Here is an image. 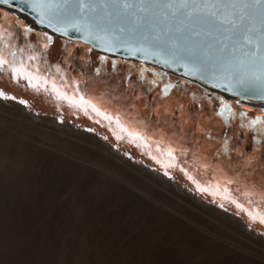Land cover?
Returning <instances> with one entry per match:
<instances>
[{"label": "rangeland", "instance_id": "374dc122", "mask_svg": "<svg viewBox=\"0 0 264 264\" xmlns=\"http://www.w3.org/2000/svg\"><path fill=\"white\" fill-rule=\"evenodd\" d=\"M0 57L9 62L0 68V92L15 98H0V264H264V223H250L257 212L217 194L219 181L243 182L245 174H214L210 183L177 145L161 147L164 135L180 148L179 138L209 136L205 116L219 130L221 112L236 105L260 121L256 157L243 156L244 166L259 170L264 109L212 94L222 99L214 106L196 83L98 54L2 8ZM21 64L38 88L13 77L9 69ZM150 72L197 86L203 98L173 88L162 99L165 84ZM146 85L161 101L139 122L150 130L141 137L131 114ZM155 124L160 129L151 130ZM207 141L190 146L201 152ZM204 158L199 153L196 162ZM209 191L217 201L203 195Z\"/></svg>", "mask_w": 264, "mask_h": 264}, {"label": "water", "instance_id": "95a60500", "mask_svg": "<svg viewBox=\"0 0 264 264\" xmlns=\"http://www.w3.org/2000/svg\"><path fill=\"white\" fill-rule=\"evenodd\" d=\"M0 8L263 111L264 0H0Z\"/></svg>", "mask_w": 264, "mask_h": 264}, {"label": "trees", "instance_id": "16d2710c", "mask_svg": "<svg viewBox=\"0 0 264 264\" xmlns=\"http://www.w3.org/2000/svg\"><path fill=\"white\" fill-rule=\"evenodd\" d=\"M132 65L136 68L141 67L139 64ZM150 74L152 78L158 79L161 83L165 84L163 96L162 93H159L162 99L166 98V94L169 93L168 90H172L173 88L183 89L184 95L193 94L195 97H199V99L203 98V95L199 93L201 89L197 86H193L190 83L184 81H181L178 85L174 83V86L173 83L170 84V79L166 74L163 75L159 72L156 74L150 72ZM146 87V93L143 100L141 101V104H138V106H136V110L134 109L133 114H131L134 123L138 125V134L136 132L134 134L141 137L147 136L146 134H148L147 132L150 130H146L144 124L143 127L140 126L139 122L143 123L144 116L148 115L152 104L155 105V102L159 103V101H161V98L158 101H155V96L152 95L153 90L151 85H146ZM210 99L211 100L209 101L212 105L222 106V99H217L215 96H212ZM196 100L198 101V99ZM258 112L260 113V111ZM240 114L241 109H239L236 105L231 106L229 112L227 113L221 112L220 119L218 120L219 130H217L216 128L217 124H210L211 119L208 118L210 116L206 115L202 131L209 133V136L204 138H193V136H191L190 142H188L187 140L183 141L181 138H179L183 145L181 146L182 148H180L179 144H175V142H177L175 137L172 138L173 140L170 142L165 138L164 135V138H161V142H163L164 145L161 144V147L163 148V150L171 148L173 150H176L174 146L177 145L180 151H182V155H188V158L194 164V166L192 165V167L198 173H200L201 175H209V179L207 180V182L210 183L216 180L213 176L214 174H218L220 178L237 175L240 172L245 174L247 178L245 175L242 178L244 183L240 180H234L231 182H227V180L219 181L217 187L219 190L217 194L220 193L221 190L226 193V196L224 197L225 199H222L221 201L228 206H234L235 203H239L240 205H243L245 207L246 211L244 212H257L258 217H255L253 221H250L251 224L256 225V220H260V217H264V164H259V170L243 165V156L245 157V154H252L253 156H255L254 153L258 145L257 141H255L257 139H255L257 128H255L254 125H250L248 119L245 118V116H241ZM252 115L254 118H258L259 116H261L259 114ZM147 122H150V117H148ZM152 129L160 128L156 127L155 124L154 127H151V130ZM226 133H233V137L231 140L227 139L225 144L223 141L225 140L224 135ZM205 139H208L207 142L211 147H205L201 152H197L196 149L194 150V148H197L198 145H201ZM192 142L196 145L195 147L190 146ZM168 152L167 154H170ZM199 153H201L205 157L204 159H202V161L200 160L201 164L196 162V158ZM257 172L261 175H257ZM241 183L243 184L241 185ZM243 187H248L251 191L249 190L248 192H243L241 189ZM203 195L208 198L212 197L215 201H217L218 199V196H213L212 191H209L208 194ZM232 201H234L235 203ZM236 210L239 214H242L246 220H248V213L246 214L238 209Z\"/></svg>", "mask_w": 264, "mask_h": 264}, {"label": "snow or ice", "instance_id": "6c2138e0", "mask_svg": "<svg viewBox=\"0 0 264 264\" xmlns=\"http://www.w3.org/2000/svg\"><path fill=\"white\" fill-rule=\"evenodd\" d=\"M46 39H47V41L49 43L51 42V37H46ZM48 46H49V44L46 43L45 44V48H47ZM29 59H34V57H29ZM7 63H9L7 60H5L3 57H0V68H3V66L5 64H7ZM9 71L13 74V77L14 78H17V79H21L22 78V79L27 80L29 87H32V88H38L39 87L38 84H36V83L33 82L34 80H37L39 78L38 77H34L29 72H26L24 70L23 64H21L19 67H12V68L9 69ZM59 71H60V69H59V67H57V72H59ZM213 86L214 87H217V86H220V85H213ZM53 90L56 91L55 85H53ZM0 98H4V99H15L14 97H7L3 92H0ZM19 103H22L23 104L25 102L24 101H19ZM225 107H227V105ZM233 115H235V114H233ZM240 115L241 116H244V113H241ZM259 122H260L259 120H251V121H249V124L250 125H255V124L259 123ZM260 131L261 132H264V129H261ZM238 207H239V205H238ZM260 222L261 223H264V217H260Z\"/></svg>", "mask_w": 264, "mask_h": 264}, {"label": "bare ground", "instance_id": "6f19581e", "mask_svg": "<svg viewBox=\"0 0 264 264\" xmlns=\"http://www.w3.org/2000/svg\"><path fill=\"white\" fill-rule=\"evenodd\" d=\"M21 17L24 18V20H26L28 24L32 25V23L27 19V17H25V16H21ZM32 26H33V25H32ZM261 107L264 109V105L261 106ZM258 109H260V108L258 107ZM260 110H261V109H260Z\"/></svg>", "mask_w": 264, "mask_h": 264}]
</instances>
